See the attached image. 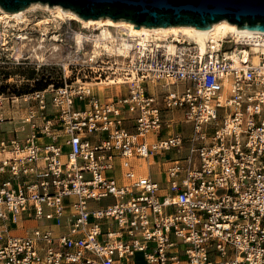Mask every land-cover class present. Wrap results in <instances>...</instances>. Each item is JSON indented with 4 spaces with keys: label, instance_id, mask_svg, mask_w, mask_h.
Here are the masks:
<instances>
[{
    "label": "built area",
    "instance_id": "1",
    "mask_svg": "<svg viewBox=\"0 0 264 264\" xmlns=\"http://www.w3.org/2000/svg\"><path fill=\"white\" fill-rule=\"evenodd\" d=\"M111 33L0 137V264H264V50Z\"/></svg>",
    "mask_w": 264,
    "mask_h": 264
},
{
    "label": "rangeland",
    "instance_id": "2",
    "mask_svg": "<svg viewBox=\"0 0 264 264\" xmlns=\"http://www.w3.org/2000/svg\"><path fill=\"white\" fill-rule=\"evenodd\" d=\"M31 11L26 14L29 19L27 26L8 27L0 21V92L5 98L1 116L9 119L0 123V132H4L0 133V137L11 136L12 131L17 128H20L21 134L26 133V129H21V118L27 113L28 105L32 103L21 101L25 95L32 91H39L38 89L48 83H50L49 85H58L64 74L70 75V80L80 78V76L77 77V71L71 69L69 65L75 55L72 50L75 48L73 31H80L83 27L75 21L66 20L37 29L35 24L49 17L44 10L34 9ZM12 23L10 22V24ZM82 31L74 32V35L76 33L77 46H80L83 37L88 38V36L95 35L94 31L99 32L97 38L107 37L111 34V29L103 33V36L100 30L83 28ZM86 45L85 51L88 52L89 44ZM95 48L93 45V51ZM69 52L72 53L68 55ZM67 56L70 60L66 58ZM73 60L79 62L80 59L75 57ZM93 87L100 95H111L115 90H124L123 86L114 87L105 86V84ZM14 98L19 100L15 102ZM140 164L141 169L146 172L152 171L154 179L160 182L164 181V177L156 173L155 166H151V169L148 168L146 161H140ZM110 202L111 199H104L95 205L101 206Z\"/></svg>",
    "mask_w": 264,
    "mask_h": 264
},
{
    "label": "water",
    "instance_id": "3",
    "mask_svg": "<svg viewBox=\"0 0 264 264\" xmlns=\"http://www.w3.org/2000/svg\"><path fill=\"white\" fill-rule=\"evenodd\" d=\"M34 2L60 5L85 20L111 18L138 27L208 29L226 19L238 29L264 32V0H0V7L16 12Z\"/></svg>",
    "mask_w": 264,
    "mask_h": 264
},
{
    "label": "bare ground",
    "instance_id": "4",
    "mask_svg": "<svg viewBox=\"0 0 264 264\" xmlns=\"http://www.w3.org/2000/svg\"><path fill=\"white\" fill-rule=\"evenodd\" d=\"M34 9L44 10L49 17L47 19L38 21L35 24V27L37 29L40 27L46 28V26H50L52 25V23H58L59 21L67 20L75 21L76 23L80 24L83 28L100 30L102 36L103 33H105L111 28L116 29L117 31H115L117 33H121L124 31L126 34L134 38V40L139 42H141V40L144 41L146 38H151L159 41L167 40L170 37H173L174 39L186 38L189 41H193L197 45V48L201 53H205L208 46H212L213 48L219 47L220 42L227 39V37L233 39L236 43L245 42L246 44L250 45L251 51H253V53H256L260 50H264V32L247 29H238L236 24L229 23L226 19H222L220 21L212 23V25L208 29H197L195 26L182 25L154 28L143 26L138 27L135 26L133 23L122 20H112L111 18L85 20L77 16L74 12L67 9H63L60 5H53L49 7L48 4L46 5V3L44 4L40 2H34L27 6L25 9L16 12L4 11L0 7V21H2L8 27H17L18 25L27 26L29 19L27 18L26 14ZM10 22L13 23L10 24ZM76 33L74 35L75 37ZM98 33L99 32H97L91 37L89 36L91 42L96 47L93 52H98L100 48H103L106 51H113V49L115 48V46L113 45L114 38H122L120 36H114L112 33L107 37L103 36L101 38H97ZM4 42H6L5 39ZM122 44L124 45L122 52L126 53L128 48L130 47V44H127L125 40ZM252 60L253 62H256L257 58L255 55L253 56ZM119 81L121 82V79H119ZM112 83L113 81L110 79V82L106 81L104 84L110 85ZM14 99L15 102L19 100L18 98ZM21 101L24 102V99H21ZM0 118L4 121L9 120L8 118H4V116H0Z\"/></svg>",
    "mask_w": 264,
    "mask_h": 264
},
{
    "label": "trees",
    "instance_id": "5",
    "mask_svg": "<svg viewBox=\"0 0 264 264\" xmlns=\"http://www.w3.org/2000/svg\"><path fill=\"white\" fill-rule=\"evenodd\" d=\"M50 83H48L47 85H45L44 87H42L41 89H38V90H42V89H45Z\"/></svg>",
    "mask_w": 264,
    "mask_h": 264
},
{
    "label": "crops",
    "instance_id": "6",
    "mask_svg": "<svg viewBox=\"0 0 264 264\" xmlns=\"http://www.w3.org/2000/svg\"><path fill=\"white\" fill-rule=\"evenodd\" d=\"M156 167V166H155ZM150 169H151V167H150ZM156 169H157V167H156ZM157 173V172H156ZM157 174H159V173H157ZM150 175H152L153 176V173H152V171L150 172ZM160 175V174H159Z\"/></svg>",
    "mask_w": 264,
    "mask_h": 264
}]
</instances>
